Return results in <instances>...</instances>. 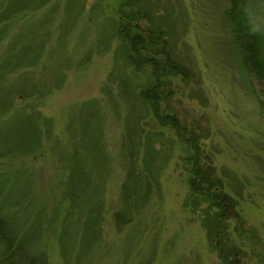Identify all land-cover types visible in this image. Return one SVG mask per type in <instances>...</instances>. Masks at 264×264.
Segmentation results:
<instances>
[{
    "label": "rangeland",
    "instance_id": "1",
    "mask_svg": "<svg viewBox=\"0 0 264 264\" xmlns=\"http://www.w3.org/2000/svg\"><path fill=\"white\" fill-rule=\"evenodd\" d=\"M140 4L191 71L163 80L157 105L201 137L256 237L232 218L217 243L214 211L190 199L191 153L141 96L154 69L127 62L116 32L134 0H0L3 221L34 264H229L225 247L264 264V92L242 70L230 0Z\"/></svg>",
    "mask_w": 264,
    "mask_h": 264
},
{
    "label": "trees",
    "instance_id": "2",
    "mask_svg": "<svg viewBox=\"0 0 264 264\" xmlns=\"http://www.w3.org/2000/svg\"><path fill=\"white\" fill-rule=\"evenodd\" d=\"M134 1L138 7L131 9L130 13L121 17L116 32L123 44L127 46V62L131 65H138L139 68L147 65L154 69L152 70L156 79L154 86L144 88L141 96L147 100L156 117L159 115L158 119L163 125H169L176 130L178 137L191 153L186 157L191 169L190 199H194V205H198L203 200L207 202L209 215L214 211L212 215L208 216L210 222H208V230L210 236L212 235L217 243L227 235L230 226L229 220L232 218L238 221L235 232L239 236L256 237L255 232H249L244 227L245 221H243L238 208V201L226 191L223 179L213 167L212 159L205 156L200 145L201 137L192 132L193 130L188 129L178 116L170 112L164 113L157 105L162 100L163 92L160 91L163 87L162 81L166 78L179 76L187 83L191 77V71L178 58L176 52L170 49L172 42L169 39L168 31L157 23L154 10L144 8L140 4L142 0ZM42 4L40 5L42 6ZM261 4H264V0H230L227 18L232 28L233 38L240 49L242 70L252 73L264 92V28L256 27L252 16V13L258 10ZM141 20L148 21L146 29L140 28ZM260 102L264 112V102ZM14 238V234L3 221L0 211V264H34L36 257L28 259L21 248L16 245ZM234 248L225 247V250L222 248L220 254L229 264H240L238 262L240 258L238 255L236 256L237 249Z\"/></svg>",
    "mask_w": 264,
    "mask_h": 264
}]
</instances>
